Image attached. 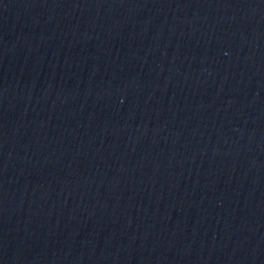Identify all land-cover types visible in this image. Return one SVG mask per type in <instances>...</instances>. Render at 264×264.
I'll return each instance as SVG.
<instances>
[{"label":"water","instance_id":"95a60500","mask_svg":"<svg viewBox=\"0 0 264 264\" xmlns=\"http://www.w3.org/2000/svg\"><path fill=\"white\" fill-rule=\"evenodd\" d=\"M228 89L225 264H264V0H220Z\"/></svg>","mask_w":264,"mask_h":264}]
</instances>
